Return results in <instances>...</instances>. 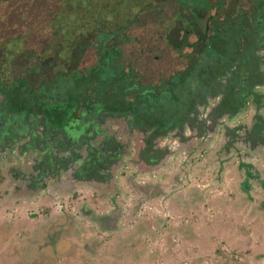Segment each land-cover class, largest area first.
Masks as SVG:
<instances>
[{
    "label": "rangeland",
    "instance_id": "rangeland-1",
    "mask_svg": "<svg viewBox=\"0 0 264 264\" xmlns=\"http://www.w3.org/2000/svg\"><path fill=\"white\" fill-rule=\"evenodd\" d=\"M141 4L136 12L141 28L130 32L143 39L152 36L160 42L155 44L160 53L167 26L180 23L179 5L176 0H141L137 6ZM57 5L56 0H1L0 44L16 41L41 52L38 32L42 29L46 36L50 30L42 24L37 28L33 17ZM18 28L25 31L14 36ZM142 48L123 49L135 57ZM9 51L15 59H0L1 72L12 67L11 60L20 70L38 63ZM86 51L80 61L93 64L96 49ZM153 54L139 62L149 73L152 64L163 62L161 54V60ZM177 60L171 63L175 68ZM257 111L247 106L228 116L227 123L239 133ZM259 112L264 119V108ZM204 140L187 154L175 150L151 171L135 164L131 145L111 184L102 188L89 183L59 187L49 176L41 189L14 192L10 171L27 170L28 163L15 152L0 153V264H264V189L257 178L247 179L240 165L249 163L250 173L263 179L264 142L254 145L247 138L228 145L220 126ZM164 141L177 148L176 139ZM245 180L247 191L241 187Z\"/></svg>",
    "mask_w": 264,
    "mask_h": 264
},
{
    "label": "flooded vegetation",
    "instance_id": "flooded-vegetation-1",
    "mask_svg": "<svg viewBox=\"0 0 264 264\" xmlns=\"http://www.w3.org/2000/svg\"><path fill=\"white\" fill-rule=\"evenodd\" d=\"M184 1L183 6L177 9L180 23L167 26L160 53H155L158 50L155 44L160 42L152 36H144L143 39L140 33L130 32L133 27L141 28L138 23L140 17L136 15L116 34L104 35L102 41L94 39L85 49L95 48L97 51L102 45L105 49L119 47V60L128 65L125 69L134 67L141 83L149 87L157 86L169 75L185 70L197 61V67L202 66L199 71L203 73L196 77L192 72L183 85L188 95L194 96L191 112L185 116L184 123L178 121L176 127L163 129L154 123L147 127L141 122L147 116H156L157 105L147 104L145 108L148 109H144L142 114L136 113L133 108L116 110L99 105L86 108L79 101L70 106L64 101L66 91L59 80L58 89L43 93L39 91L38 84L29 81V88L38 92V97H32L28 91L16 90L17 83L13 81L12 73H0L4 74L3 77L7 76L12 93L8 95L0 90V153L11 155L15 152L29 166L27 170L10 171L14 192L21 188L28 191L41 189L46 186L45 180L49 176L54 177L59 187L71 188L80 183L100 188L109 186L112 173L130 154L131 145H134L132 154L136 158L135 164L140 170L151 171L171 158L175 150H183L186 154L191 152L194 144L205 142V136H209L217 126L223 128L228 145L236 139L246 141L247 138L254 145L264 142V119L256 118L264 102L255 101L253 93L246 99L245 94L240 92L244 84L234 79L239 61H244L245 70L252 72L255 58L261 65L257 71L264 72V0H206L211 5L210 9L202 6L203 0ZM180 9L187 12L185 16L181 15ZM139 44L143 47L139 55L132 57L129 53L125 54V46ZM210 49L214 52L211 53ZM151 53L156 60L161 54L163 62L160 66L157 62L152 64L149 73L139 62L146 60ZM177 58L180 66L175 68L171 63ZM163 63H166L165 67ZM223 68V76L218 75ZM247 72L245 74L249 75ZM233 85H236V90L228 95L227 91L234 89ZM261 86H264V78L258 84L253 83L250 89L264 92ZM247 106L258 111L250 126H244L241 132L236 133L226 118ZM159 109L169 110L167 105ZM148 138L153 148L163 151L158 162L148 163L146 157L140 155ZM168 138L176 139V149L164 141ZM103 151L107 161L95 157Z\"/></svg>",
    "mask_w": 264,
    "mask_h": 264
},
{
    "label": "trees",
    "instance_id": "trees-1",
    "mask_svg": "<svg viewBox=\"0 0 264 264\" xmlns=\"http://www.w3.org/2000/svg\"><path fill=\"white\" fill-rule=\"evenodd\" d=\"M56 1L58 3L56 9L53 10L51 7L47 11H40V13L35 14L32 20L37 28L40 29L39 24H42V26H48L50 30L46 32V36L42 35V29L38 32L42 44L40 46H43L41 52L26 48L16 41L14 42L15 45H10L11 43L9 45L7 43L0 44V59L10 57L14 60L15 55L9 54V49L12 48L14 53L29 55L31 58L38 60V63L29 64L21 70V67H14L11 60L12 67L4 72H1L5 70V67L0 61V73L13 74V81L17 83V91L24 90L23 93L28 91L32 94V97H38V92H34L32 87L29 88L30 83L38 84L39 91L43 93L44 91L51 92L58 89V82H60L66 91L64 101L70 106H73L75 101H79L86 108L97 105L116 110L133 108L136 113L142 114L144 109H148L145 108L147 104L157 105L159 108H165L167 105L169 110L162 111L158 108L156 116H152V118L147 116L141 122L145 123L144 125L147 127H151V124L154 123V125L163 127V129L176 127L178 121L181 124L184 123L185 116L191 112L190 108L194 96L188 95V91L185 90L183 85L189 80L192 72L196 77L203 73L200 72L202 66L197 67V61L191 67L174 72L164 82L152 87L141 83L134 67L130 66L127 70L125 69L128 65L119 60L121 52L119 47L105 49L106 47L102 45V47L97 48V59L93 64H85L82 60L80 61L86 47L92 44L94 39L99 38L98 40L102 41L104 35L112 32L116 34L123 28L124 24L131 23L136 12L142 6V4L137 6L138 1L141 0H126L124 4H120V0ZM176 2L182 7L185 1L176 0ZM201 3L203 7L211 8L206 0ZM24 31L18 28L14 36L21 35ZM5 46L6 49L3 48ZM37 46L39 47L38 44ZM212 50L210 49L211 53L214 52ZM234 53H237V51L234 50ZM41 57L43 59L40 61ZM254 60L255 63L252 64L251 68L252 72H247L244 61H239L237 64L238 73L234 79L236 82L244 84L240 92L245 94L246 99L253 93L254 100L262 103L264 102V92L250 89L253 83L258 84L264 78V72L257 71L261 67L260 63L255 58ZM223 71H225L224 68L218 75L223 76ZM246 72L249 75H246ZM3 76L4 74H0V90L11 95V88L7 84L8 78ZM17 77L18 80H15ZM22 87L24 88L22 89ZM235 87L236 85H233L234 89L227 91V94L232 95L236 90ZM163 98H166L167 101L161 102ZM135 116L140 117L142 115L135 114ZM256 118L258 120L262 119L260 114H257ZM157 131L161 130L158 129ZM147 142L146 148L141 150L140 155L146 157L148 163L158 162L163 156L162 149L153 148L149 144V138ZM104 152H99L95 157L99 156L103 161H107ZM114 157H116L115 154ZM240 165L245 167L247 179L249 177L257 178L264 189V178H259V174L254 171L251 174L248 169L249 163L241 162ZM245 184L246 180L242 181L241 187L247 191L248 187ZM262 205L264 206V199Z\"/></svg>",
    "mask_w": 264,
    "mask_h": 264
},
{
    "label": "crops",
    "instance_id": "crops-1",
    "mask_svg": "<svg viewBox=\"0 0 264 264\" xmlns=\"http://www.w3.org/2000/svg\"><path fill=\"white\" fill-rule=\"evenodd\" d=\"M260 85V84H259ZM251 109H254V107L250 106ZM264 108V107H263Z\"/></svg>",
    "mask_w": 264,
    "mask_h": 264
}]
</instances>
